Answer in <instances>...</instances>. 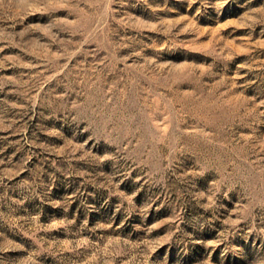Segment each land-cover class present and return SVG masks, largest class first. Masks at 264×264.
I'll return each mask as SVG.
<instances>
[{"label":"rangeland","instance_id":"obj_1","mask_svg":"<svg viewBox=\"0 0 264 264\" xmlns=\"http://www.w3.org/2000/svg\"><path fill=\"white\" fill-rule=\"evenodd\" d=\"M0 264H264V0H0Z\"/></svg>","mask_w":264,"mask_h":264}]
</instances>
